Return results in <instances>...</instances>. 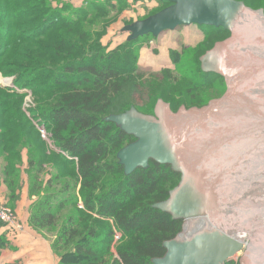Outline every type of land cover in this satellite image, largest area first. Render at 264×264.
<instances>
[{"label": "rangeland", "instance_id": "obj_1", "mask_svg": "<svg viewBox=\"0 0 264 264\" xmlns=\"http://www.w3.org/2000/svg\"><path fill=\"white\" fill-rule=\"evenodd\" d=\"M238 1L264 19V0ZM168 5L162 0H0V212L7 219L0 225V236L4 238L0 264H91L75 255L72 246L64 245L60 237L66 227L76 231L77 241L94 245V264H110L119 247L132 248L138 238L87 209L89 189L76 173L75 160L67 161V152H60L50 136L52 126L45 128L49 121L43 113L58 103L63 92L69 91L55 81L78 78L66 67L81 62L107 64L120 77H126L110 103L112 111L105 116L131 106L153 114L158 99L169 104L175 114L195 109L207 111L213 103L220 105L213 108V120L208 119L211 122L201 119L193 124L192 129L200 132L194 135L193 157L198 158V171L190 175L186 185L190 195L182 201L184 206L190 204L206 213L213 225L244 242L245 249L225 264H242V260L264 264V143H249L253 138L261 143L264 131H251L249 126L256 128L260 121L251 125L252 121L247 120L250 112L259 114L264 109L253 105L258 99L251 93L264 92L261 87L244 92L237 84L241 82L239 76L249 73L246 77H252L254 72L258 78L264 72V27L258 26L254 18L245 17L240 22L239 26L247 23V27L240 44L237 42L239 48L231 50L228 43L223 52L229 59L225 78L203 72L200 57L216 42L230 37L227 30L181 25L156 37L147 34L126 42L127 33L120 31L124 25ZM57 7L73 18L72 23H58L42 34L32 35L41 20ZM74 8H81L86 14L74 16ZM239 26L235 32L240 31ZM252 28L255 35L247 34ZM236 35L232 39L239 36ZM16 74L20 77L14 82ZM10 92L20 95L12 96ZM260 97L264 99V95ZM246 105V112L241 115ZM260 126L264 129L262 123ZM133 140L129 135L122 146ZM204 148H208V154ZM39 161L43 162L41 169L37 166ZM180 175L159 178L157 185L170 191L178 185ZM121 178L118 171L106 174L93 195L104 196L118 182L125 185ZM40 211L54 217L51 225L41 226L36 220ZM179 219L182 228L185 219ZM90 230L95 232L93 239Z\"/></svg>", "mask_w": 264, "mask_h": 264}, {"label": "trees", "instance_id": "obj_2", "mask_svg": "<svg viewBox=\"0 0 264 264\" xmlns=\"http://www.w3.org/2000/svg\"><path fill=\"white\" fill-rule=\"evenodd\" d=\"M71 11L79 18L86 14L81 8H74ZM37 17L33 16V18ZM72 20L71 16L63 13L62 8H53L41 20L38 30L32 35L42 34L58 23H72ZM126 42L130 41L126 40ZM82 63L66 67L67 72H75L78 78L55 81L56 85L61 84L69 91L63 92L58 97V103L47 110L48 112L43 113L45 119L49 121L45 128L52 126L50 136L55 140V147L59 148L60 152H67L69 160H66L68 162L71 159L75 160L76 173L83 181V186L89 189V196L87 195L85 201L87 209L95 211L97 218L110 219L118 229L122 228L125 232L138 237L135 238V245L132 248L119 247L117 257L113 258L110 264H153L152 258L160 257L165 252L162 243L180 232L182 223V220L174 219L169 213L153 207L154 203L163 201L169 196V191L162 190L157 182L166 175L179 177L180 173L173 171L169 165H160L150 160L148 168H138L131 174L124 175L123 167L116 161V153L129 135L116 129L114 123L103 121V118L112 111L110 103L126 82V77H120L118 72L107 64L96 65L86 62L81 65ZM19 77V74H16L13 77L14 82L18 81ZM10 95L20 94L10 92ZM6 122L4 127L8 129ZM42 123L43 121L39 122ZM1 140L2 137L0 144ZM42 165L43 162L39 161L38 169H41ZM117 171L122 174L121 182L125 179V185L118 182L116 186L110 187L108 192L103 194L104 196L95 197L93 192L100 187V180L106 174ZM53 218L50 213L42 211L36 215V220L41 222V226L51 225ZM89 233L91 239L96 236L93 230ZM75 235L76 231L66 227L60 238L65 246L73 247L75 255L81 256L82 261L97 263L94 245L91 242L77 241L74 239ZM1 239L4 238L0 236V249Z\"/></svg>", "mask_w": 264, "mask_h": 264}, {"label": "water", "instance_id": "obj_3", "mask_svg": "<svg viewBox=\"0 0 264 264\" xmlns=\"http://www.w3.org/2000/svg\"><path fill=\"white\" fill-rule=\"evenodd\" d=\"M163 1L170 4L120 29L127 33L126 40L133 41L147 34L156 37L165 30H174L181 25L221 27L231 33L230 37L216 42L200 57V63L203 72L226 77L222 66L229 59L223 52L234 37L235 28H238L241 19L247 12L253 11L238 0ZM166 115L175 117L169 104L158 99L153 114L142 113L131 106L121 113L108 114L103 121L114 123L118 129L134 137L132 142L122 146L116 153L117 163L123 167L124 175L138 168H148L150 160L169 165L173 171L181 174L178 185L169 191L168 198L154 203L153 207L169 213L174 219H185L182 213L179 214V209L185 207L182 194L188 182L186 170L181 165L182 154L179 152L184 146H181L178 134L170 127ZM184 226L185 222L180 232L162 243L165 252L160 257L152 258L153 264H225L244 247L241 242L210 226L206 220L186 233Z\"/></svg>", "mask_w": 264, "mask_h": 264}, {"label": "bare ground", "instance_id": "obj_4", "mask_svg": "<svg viewBox=\"0 0 264 264\" xmlns=\"http://www.w3.org/2000/svg\"><path fill=\"white\" fill-rule=\"evenodd\" d=\"M256 13H251V12H247L245 15H244V18L246 17L248 20H250L251 18H254L255 19V23L256 24H258V26H263L264 27V19L262 18V17H259V15H255ZM244 18L243 19H241V23H242V21H244ZM252 20V19H251ZM252 22V21H251ZM244 24V23H243ZM246 25L244 26H239L241 29H239L240 31H238L237 30V32H234L235 34H239V36H237V38H234V39H231V41L229 42V44L232 46V48L233 49H231V50H236V48L238 49L239 48V46L240 45H237L241 40V37L243 36V32L245 31V29H246V27H247V23H245ZM208 26V25H207ZM252 27V26H251ZM237 28H235V30H236ZM255 29H253L252 28V31L251 32H249V31H247L246 33L247 34H253V35H255ZM257 31V30H256ZM258 32V31H257ZM264 32V31H263ZM234 34V35H235ZM245 34V33H244ZM257 35V34H256ZM248 37V36H247ZM238 42V43H237ZM240 44V43H239ZM264 45V44H263ZM233 51V52H234ZM238 52V51H237ZM252 52V51H251ZM250 52V53H251ZM256 61V60H255ZM226 62L223 64V66H222V70H223V72L225 73V75H226V78H227V68H226ZM249 72H250V70H248ZM230 73V72H229ZM236 73V72H235ZM234 73V74H235ZM232 74V73H231ZM249 74V73H248ZM248 74L246 75V76H248ZM253 74H254V72H253ZM252 74V77L251 76H249V77H246V76H244L243 74V76L241 77V76H239L240 78H239V81H241V82H239V83H237L238 84V86H239V88L240 89H243L244 90V92H249V90L251 89V88H256V89H258L257 87H261V88H263V92H264V87H262V86H264V72H263V74L262 75H260V77L258 76V78H257V76H256V74H254L253 75ZM236 78H237V76H236ZM238 79V78H237ZM248 80V82H246ZM252 80V81H251ZM249 81H251V82H249ZM241 86H243V88L241 87ZM234 89L237 87V85H235L234 84ZM241 91V90H240ZM236 92H238V91H236ZM239 93V92H238ZM262 93V92H261ZM261 93H251L252 95V97H257V99H258V103H255L254 102V104L253 105H255V104H258L257 106H256V108L258 107V106H264V99H261V97L260 96H262V95H264V93L261 95ZM225 106H228L227 104H228V102H225V103H223ZM253 105L251 106V107H253ZM216 106H220L219 104H217V105H214V103L212 104V106H210L209 107V109L207 110V111H202V109H195V110H190V111H182V112H179V113H174L175 114V117H172L171 118V115H166L167 116V118H168V121H169V125H170V127H173L175 130H176V132H177V134H178V139L181 141V146H184V147H181V150L179 151V152H181V165L183 166V168L186 170V174H187V180L186 181H188L189 180V177H190V175L191 174H193L194 172H196L197 173V162H198V158L197 157H193V155H195V150H194V142H195V137H194V135H197L198 133L200 134V132H199V130H195V129H192L193 127L195 128V126H193V124L194 123H197V122H199L201 119L203 120V119H206V120H208V119H212L213 120V116H214V114H213V108L214 107H216ZM249 106H250V104H249ZM246 107H248L247 105L245 106V107H243L242 108V110H241V115H244L245 114V108ZM219 108V107H218ZM255 109V108H254ZM254 109H252V110H254ZM258 109V108H257ZM247 110V109H246ZM248 110H250V109H248ZM248 110H247V112H248ZM171 111V110H170ZM201 111V112H200ZM218 111V110H217ZM250 112V111H249ZM248 112V113H249ZM259 114L258 113H255V112H250V113H252L251 115H250V117H248V121L249 120H251L252 121V124L251 125H253V123H257L258 121H260V124L259 125H261V123H262V125H264V109L263 110H259ZM173 113V112H172ZM169 114V113H168ZM240 116V115H239ZM170 117V118H169ZM242 117V116H241ZM245 116H243L242 118H244ZM222 120V119H221ZM208 121H210V120H208ZM231 121V120H230ZM237 122L239 121V120H236ZM205 122V121H204ZM204 122L202 123L203 125H205L204 124ZM211 122V121H210ZM251 123V122H250ZM210 124V123H209ZM248 124V123H247ZM224 125V124H223ZM248 125H250V124H248ZM259 125H257L256 126V128H253V126L252 127H250L249 126V128H251V131L253 130L254 132H257V133H259L260 132V130H262V131H264V129H261V127L262 126H260L259 127ZM254 126H255V124H254ZM209 127V126H208ZM210 127H212V124L210 125ZM258 128V129H257ZM263 128H264V126H263ZM221 129V128H220ZM209 130H210V128H209ZM212 131V130H211ZM250 131V130H249ZM261 131V132H262ZM251 134H253V133H251ZM260 136V135H259ZM231 137V136H230ZM254 137V136H253ZM257 136H255V138H256ZM262 139H261V143H259V141L257 140V139H254L253 138V140L254 141H249V143L250 144H255L256 143V145L258 144H262V146H263V143H264V136H260ZM253 142V143H252ZM179 150V149H178ZM203 151H206L205 152V154H208V148H204L203 149ZM231 151V150H230ZM239 154V153H238ZM235 155V154H234ZM242 163V162H241ZM243 165V164H242ZM233 167V166H232ZM226 168V167H225ZM232 170V169H231ZM230 172V171H229ZM195 173V174H196ZM255 174H257V173H255ZM250 179V178H249ZM254 180V179H253ZM223 184H224V182H223ZM248 185V184H247ZM251 185V184H250ZM214 188V187H213ZM189 190H185L184 191V193L182 194V197L184 198V197H188L189 195H190V192H188ZM214 191V190H213ZM217 191H219V190H217ZM216 191V192H217ZM258 191H259V189H258ZM262 191V190H261ZM211 192H212V190H211ZM193 193H195V192H192V195H193ZM218 193V192H217ZM222 193V192H221ZM256 194V193H255ZM264 194V193H263ZM191 195V196H192ZM220 195V194H219ZM257 195V194H256ZM261 195V194H260ZM190 196V197H191ZM232 198V197H231ZM214 199V198H213ZM210 202V201H209ZM221 202V201H220ZM215 204V203H214ZM223 204V203H222ZM216 207V206H215ZM234 210V209H233ZM206 210H203V212H205ZM245 211V210H244ZM179 214H183L184 215V217H185V219H186V221H185V226H184V229H185V233L187 232V230H190V229H193L194 227L196 228V227H198V225L200 224V222L203 220H206L207 222H208V224L210 225V226H212V227H214L215 229H217V230H219V231H222L221 229H219V228H217L215 225H213V223L210 221V219L208 218V216H207V214L206 213H202V212H200V211H198V209H194V208H192V206L190 205V204H186L185 205V207L184 208H180L179 209ZM256 212V211H255ZM258 212V211H257ZM212 213H213V210H212ZM259 213V212H258ZM244 214V213H243ZM263 215V214H262ZM244 216V215H243ZM248 215H246V217H247ZM251 217V216H250ZM262 217V216H261ZM237 218V217H236ZM248 218V217H247ZM253 218V217H252ZM256 219V218H255ZM255 219L253 220L254 222H256L255 221ZM259 219V218H258ZM261 219V218H260ZM264 219V218H263ZM243 220V219H242ZM251 221H252V219H250ZM239 222V221H238ZM248 222H249V219H248ZM258 222V221H257ZM264 222V221H263ZM242 223V222H241ZM236 224V223H235ZM251 224V223H250ZM258 224V223H257ZM241 225V224H240ZM253 225V224H252ZM259 225H260V223H259ZM263 225V224H262ZM253 227V226H252ZM239 231H242L241 233L243 234V233H245V231H243L242 229H238ZM245 230V229H244ZM222 232H224V231H222ZM252 232H254V231H252ZM225 233V232H224ZM225 234H227V233H225ZM228 235V234H227ZM228 236H230V235H228ZM230 237H232L233 239H235V240H237V241H239V242H241L242 244H243V249L240 251V252H242L244 249H245V244H244V242L243 241H241V240H239V239H237V238H235V237H233V236H230ZM259 247V246H258ZM261 248V247H260ZM262 249V248H261ZM239 252V253H240ZM257 253V252H256ZM260 253H262V252H260ZM259 252H258V254H260ZM264 253V252H263ZM253 256V255H252ZM262 256V255H261ZM259 257V256H258ZM249 258V257H248ZM243 259H245V258H243ZM251 259V258H250ZM253 259V258H252ZM243 261V260H242ZM243 264H247L246 263V260L245 261H243Z\"/></svg>", "mask_w": 264, "mask_h": 264}, {"label": "built area", "instance_id": "obj_5", "mask_svg": "<svg viewBox=\"0 0 264 264\" xmlns=\"http://www.w3.org/2000/svg\"><path fill=\"white\" fill-rule=\"evenodd\" d=\"M0 221L7 222V219H6L5 215L2 212H0Z\"/></svg>", "mask_w": 264, "mask_h": 264}, {"label": "flooded vegetation", "instance_id": "obj_6", "mask_svg": "<svg viewBox=\"0 0 264 264\" xmlns=\"http://www.w3.org/2000/svg\"><path fill=\"white\" fill-rule=\"evenodd\" d=\"M226 78V77H225ZM226 83H227V79H226ZM129 143V142H128Z\"/></svg>", "mask_w": 264, "mask_h": 264}]
</instances>
